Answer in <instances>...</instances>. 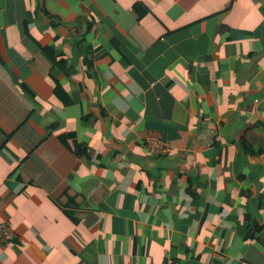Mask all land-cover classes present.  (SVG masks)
<instances>
[{"label":"crops","instance_id":"0c3cea01","mask_svg":"<svg viewBox=\"0 0 264 264\" xmlns=\"http://www.w3.org/2000/svg\"><path fill=\"white\" fill-rule=\"evenodd\" d=\"M0 59V264H264V0H0Z\"/></svg>","mask_w":264,"mask_h":264},{"label":"built area","instance_id":"2783aa9c","mask_svg":"<svg viewBox=\"0 0 264 264\" xmlns=\"http://www.w3.org/2000/svg\"><path fill=\"white\" fill-rule=\"evenodd\" d=\"M147 147L150 151H155L158 153L164 152L167 149L161 141L153 138L148 139ZM13 236L14 234L11 225L7 222L0 221V243H4L6 241L11 240Z\"/></svg>","mask_w":264,"mask_h":264},{"label":"trees","instance_id":"16d2710c","mask_svg":"<svg viewBox=\"0 0 264 264\" xmlns=\"http://www.w3.org/2000/svg\"><path fill=\"white\" fill-rule=\"evenodd\" d=\"M89 22V21H88ZM89 23H91V22H89ZM59 64L58 63V60L56 61V60H54V64ZM68 74H69V72H67ZM56 87H55V93L62 99V100H64V101H66V98H65V91L62 89V87L60 86V84H59V82L57 81V79H56ZM22 87H24L25 89H26V85H22ZM85 149L84 148H82V151H84ZM76 152L77 153H80L81 152V150L79 151V150H77L76 149ZM71 194H69V192H66V193H64V195H63V197H62V201H64L63 199H68V197H71L70 196ZM71 200H73L72 198H69V201H71ZM59 204L60 205H63L64 204V202H59ZM3 206V202H2V199L0 198V208ZM64 211H65V213L66 214H68V215H70V212L67 210V209H64ZM81 216V215H80ZM80 216H76V217H72V220L74 221V222H77L78 220H79V217Z\"/></svg>","mask_w":264,"mask_h":264},{"label":"water","instance_id":"95a60500","mask_svg":"<svg viewBox=\"0 0 264 264\" xmlns=\"http://www.w3.org/2000/svg\"><path fill=\"white\" fill-rule=\"evenodd\" d=\"M0 62L3 63L1 59H0ZM3 65L5 66V68H6L7 70H10L9 67H8L7 65H5V64H3Z\"/></svg>","mask_w":264,"mask_h":264}]
</instances>
